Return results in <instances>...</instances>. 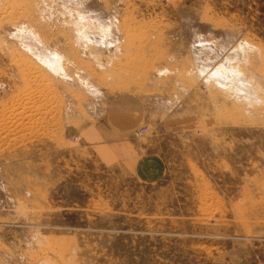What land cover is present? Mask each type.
I'll list each match as a JSON object with an SVG mask.
<instances>
[{
	"label": "rangeland",
	"instance_id": "rangeland-1",
	"mask_svg": "<svg viewBox=\"0 0 264 264\" xmlns=\"http://www.w3.org/2000/svg\"><path fill=\"white\" fill-rule=\"evenodd\" d=\"M112 104L159 182L85 146ZM0 264H264V0H0Z\"/></svg>",
	"mask_w": 264,
	"mask_h": 264
},
{
	"label": "crops",
	"instance_id": "crops-1",
	"mask_svg": "<svg viewBox=\"0 0 264 264\" xmlns=\"http://www.w3.org/2000/svg\"><path fill=\"white\" fill-rule=\"evenodd\" d=\"M113 105L105 118L80 133L85 146L106 166L125 169L146 184L159 182L167 165L161 153L145 143L148 134L137 136L144 125L139 110L120 111Z\"/></svg>",
	"mask_w": 264,
	"mask_h": 264
},
{
	"label": "bare ground",
	"instance_id": "bare-ground-1",
	"mask_svg": "<svg viewBox=\"0 0 264 264\" xmlns=\"http://www.w3.org/2000/svg\"><path fill=\"white\" fill-rule=\"evenodd\" d=\"M34 48V47H33ZM35 49V48H34ZM36 50V49H35ZM43 50V49H42ZM37 52V51H36ZM38 52H40L39 50H38ZM43 53V52H42ZM37 54V53H36ZM39 55V54H38ZM41 56H43V57H45L44 55H42V54H40ZM48 55V54H47ZM36 58V57H35ZM40 58V57H39ZM39 58H38V60H39ZM58 57L57 56H51V60H50V63H51V67L53 68V70H54V72L55 73H57L58 72V69H57V67L59 66V60L57 59ZM37 59V58H36ZM47 59V58H46ZM52 59H53V61H52ZM43 60V59H42ZM41 61V60H40ZM62 62V61H61ZM60 74H62V73H60ZM228 77V76H227ZM231 77V76H230ZM216 78H218V81L219 80H224L225 78L224 77H222V76H220V75H218V76H216ZM230 81H232L231 80V78L230 79H228V80H226V83L227 84H229V82ZM224 83H225V80L223 81ZM232 84V83H231Z\"/></svg>",
	"mask_w": 264,
	"mask_h": 264
},
{
	"label": "built area",
	"instance_id": "built-area-1",
	"mask_svg": "<svg viewBox=\"0 0 264 264\" xmlns=\"http://www.w3.org/2000/svg\"><path fill=\"white\" fill-rule=\"evenodd\" d=\"M149 131V127L146 125H143L138 131H137V136H145Z\"/></svg>",
	"mask_w": 264,
	"mask_h": 264
}]
</instances>
